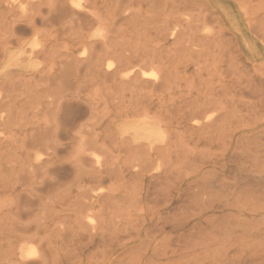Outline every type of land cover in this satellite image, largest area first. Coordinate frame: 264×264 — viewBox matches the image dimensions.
Wrapping results in <instances>:
<instances>
[{"label":"rangeland","instance_id":"rangeland-1","mask_svg":"<svg viewBox=\"0 0 264 264\" xmlns=\"http://www.w3.org/2000/svg\"><path fill=\"white\" fill-rule=\"evenodd\" d=\"M43 1L44 2H43V6L41 7V10L43 11L44 14H47L48 5L51 4L53 0H43ZM130 1L129 0H117V1L116 0H90V1L76 0V2L80 6V8H78L79 12L81 14L84 13L83 16L80 17L81 23L83 21L82 29H80L81 35H77V34L70 35L69 34L68 36L66 34V33H69L67 28L68 27L73 28V27L70 24L62 25L61 23L58 24V22H54L52 26L43 25L39 27L41 29L40 30L41 32L38 36H35V37L27 36L25 38L19 37L21 38V42L11 46L13 51L19 54V53H22V51H24L22 48V45H26L28 47L29 44H33V41H36L37 44H39V47L44 45L46 46L47 49L49 46L53 47L56 50L58 49V51L55 50L57 53L56 56H55L56 53L53 49H52L53 51H49L50 55L51 54L53 55V52H54V56L52 55L51 56L53 58H56L59 53L65 54L66 52H69L70 51L69 49L75 50V55L78 57H84V56L87 57L90 52V50H88L89 47L94 45L95 51L98 55H101L102 58L107 57V59H109L115 65L118 64V61L120 59V58H117L116 56L119 54H120L119 56L122 55V57L124 54V57L126 58L129 56H132L133 60L137 62L135 64H139V65L143 63L147 64V62H150L151 57H152V59L156 58L158 67L161 63H164L165 68H168V70L171 71V75H170V81L168 84H165L163 88L153 90L152 93L150 89H147L146 91L144 89H136L134 93H131L128 90H122V91L115 90L114 87L113 88L110 87L111 84H109L107 87V85L106 86L103 85L102 82H96L95 77L85 67H81L80 70H78L79 76H76L75 79L74 77H72V79L75 81H73V84L71 88L69 89L62 88V85L60 86L59 82L58 83L55 82L58 85L56 84V86H54L55 84H53L52 82L51 85L53 87H51V89H47L48 91L53 90L51 92V94H53L51 95L52 97L50 95L49 96L51 98L48 96V94H50V91L43 93L44 94L43 97L45 99L47 98L46 100L56 99L58 101L59 98L58 99L53 98V96L55 97L56 94L58 93V96L56 97H60L61 102H62L61 109L59 110V112L61 113L60 114L61 124L64 123L63 127L67 128L68 125H70V123L72 122L71 120L73 119L74 120L73 130L70 127L69 134L76 135V137L78 135V137L73 141L64 139L63 142L61 143L65 145L64 148L62 149V151H60V153L53 160V161H57L58 165H61L62 169L60 171V174H52V175L46 174L45 175V173L43 172L44 170H41L38 174V177L33 180L31 179L30 176H27L29 174L23 175L28 172V169H27V172L25 169L27 168V164H26L27 162L24 163V161H27L26 159L29 156L31 157V159H33L34 156H37V155L39 156V153L44 154L43 151L42 153L38 150L34 151L31 149V147H29L31 137H30V134L26 135V133H31V132L29 129L30 127L25 126V124H28L30 121L33 120L31 114L28 113L29 115H31L30 118L27 117V118H24L18 121L16 120L18 118L15 117V120H11L12 123H14L13 121H15L14 128L12 127L13 124L10 123V126L12 125L11 130H10V126L7 127L9 128V130L0 128V142H1L0 143V164L3 167V175H4L2 178V181L4 182H1L0 186L2 185L1 187H4L5 185L7 186V182H8V185L10 183V185L7 186L8 188L5 187V190L3 188H2L3 190L0 188V198L4 196L19 197V208L22 213L21 220H20L21 222L20 227H24L25 225L30 224V223H31L30 225L33 226V229L29 231L25 236H30L35 233L34 225H36V223H39L37 221V218L35 217L36 213H39L41 215L46 210H51L50 212L49 211H46V212H49L48 214L50 215L51 214L57 215L60 218V221L62 224L61 228L64 229V232L61 233V236L55 237V236L49 235L50 234L49 230L51 228H47L48 231L46 230V232H41L40 233L41 235L39 238H37V240H24L21 237L22 236L21 233H15V236L8 237V235L5 234V232L0 231L1 233L0 234L1 236L0 252L2 253V254L0 253V264H25L24 263L25 261L32 262V263H40V264H152V262L153 264H232V263L233 264H264V253H263V250H261L262 248L264 249V239H263L264 236H262L260 232L257 233L256 228L255 229L253 228L255 224H261L260 222H258L257 217L252 215L255 212H253L252 214L251 213L248 214L247 211H245L246 213L243 212L245 216V220L248 222L250 221L251 223V224H248L250 225L249 227L248 225H246L244 221H242L244 219L243 217H240L242 214L239 210H228V211L222 212L220 208H219L220 211L218 210L217 204L211 206L209 202L211 201V199H214L217 196V194L220 195V191L216 187L213 190L217 192V193L214 192L216 195L214 194L215 196H213L212 195L213 192L211 193L209 192L213 196V197H210L211 195H209L208 191L204 189L205 187L204 184L205 183L208 184L211 182L214 183L215 181L214 184H216L217 186L219 184L218 183L219 180L216 178L214 173H210L207 175V179H209L210 182L207 179H202L203 181H199L201 178L199 176L200 173L199 174L196 173L194 175V172L192 173L194 168L191 167L193 164H195V166L197 165L200 166L201 164L204 163L203 167L205 169L203 170V172L205 171L206 173V172H210L211 170H213L211 168L212 165L209 164V162H216V160L221 161L222 159H226L227 157H228L227 159H229L230 155H233V153L228 152V148H227V145H229V142H230L229 141L230 134H226L228 131H229L228 133H230V131L231 133L232 132L235 133L234 139L232 141L233 147L234 146L237 147L238 143H240L239 145L240 148L239 147L237 148L238 156L235 155V157H239L237 158V160L239 161L238 164H242V166L246 167L243 169H247V168L249 169V166L251 165L250 163L251 159H248L246 155L250 156V154L254 152L253 151L254 147L257 149L259 146H261L260 145L261 143H264L263 138L260 139L261 143L259 142V140L252 138L253 134L256 131L252 127L254 126V122L256 121L257 117H256V114L255 115L251 114L249 116L250 113L247 111L246 106H245L247 105L248 102L254 105V103H256L258 99L248 98L246 100H241L239 96H236L235 92L237 91L236 87L238 85V84L237 85L235 84L236 80L234 78L236 76V75L234 76L236 70L234 72L232 71V69H230L229 72H226L228 70V66L230 65V62H231L230 60L231 59L234 60V58H236L241 64H243L245 71L249 75V76L245 75L243 77L244 78L243 84L245 85L247 81L251 82L252 80H254L256 81L257 88H259L258 89L259 92L264 94V90H262L264 88V68L259 69V65L264 64V37L262 34L264 33L263 32L264 30V8H262L264 7V0H191V3L188 4L189 6L187 5L185 7L179 6V5L183 6L182 2L180 1H184V0H176V1L175 0L173 1L172 0H169V1L168 0H161V1L158 0L156 2L158 4L160 1L159 5H157L156 3L153 4L152 2L150 3V1L148 0H138V2L137 0H130ZM174 2L176 4L178 3L176 7L174 6L175 5ZM84 4L85 6H83ZM170 6L171 7L173 6V7L170 8ZM149 7L151 8L149 9ZM152 8L156 9V11L158 10L157 14H155L156 11L154 12ZM184 12L186 15L184 14ZM203 14L205 15V17ZM147 15H149V18L154 15L153 16L154 22L151 21L153 20V17L150 20L149 18H147L148 17ZM197 15L199 16V18ZM155 16H157L158 18ZM260 17L262 19H260ZM173 18L176 22H174ZM260 20L262 21L260 22ZM141 21H144L143 23L147 24L145 25L147 28L146 27L143 28L144 24L142 26ZM146 21H149L150 22L149 24H152V25H149ZM155 21L157 22L156 25H155ZM162 21L165 23H162L161 25ZM62 22H65V21H62ZM138 22L140 23L138 24ZM195 24H200V25L197 26ZM152 26L153 27L157 26L156 30L160 32L162 31L163 33L157 32L153 28L155 32H157L155 33L154 30L152 29ZM178 26L180 27L178 28ZM64 27L66 30L62 29ZM148 27L152 30H150ZM197 27L199 28L198 30H197ZM174 28L178 32L176 31V33H174V36H173L170 34L173 31L172 29ZM57 29H59V31H57ZM3 30L0 31V33L5 32ZM189 30H190V33H189ZM158 33L160 36L158 35ZM139 34L141 37L137 36ZM162 34L164 35L167 34L166 35L167 37ZM73 35L76 37V39L75 37H73ZM168 35L171 37H169ZM177 36H179L180 39ZM182 36L183 37L185 36V37L183 38ZM62 37L63 38L65 37V38L63 39ZM177 38H178V41H183V42L176 43L178 42ZM197 38H199V40L206 38L207 41L206 39L203 41L202 40L199 41ZM181 39H184V40H181ZM77 40H79V42ZM85 40L87 43L86 45L88 47V49L86 48L87 51H85V47L83 45L85 44V42L83 43V41ZM216 40H218L219 43H221L222 45L219 44L218 41ZM172 41L175 43L172 44ZM189 41L191 42L193 41L194 43H192L191 45ZM196 41L200 43H196ZM204 41H206L207 43L206 42L204 43ZM70 42H73V44ZM209 42L210 44H208ZM121 43L124 45H122ZM195 44H201L204 50L208 52H203L200 58H196V60H193L195 58L193 57L190 58V55L188 54L186 55L184 54V52L182 53V51L186 47L194 48ZM64 45H65V48H64ZM135 45H137V47ZM210 45L212 46V48H210ZM134 46L135 48H133ZM103 47L104 48L108 47L109 50L107 48L104 49ZM122 48H124V50ZM133 49L135 50L133 51ZM82 52H84L83 55H82ZM175 52L176 53L178 52L179 54L178 53L176 54ZM219 52L222 56L221 58L217 57ZM213 53H216V54L213 55ZM107 54H109L110 56ZM204 54L205 55L207 54L206 57L203 56ZM26 55H28V53H25V55L21 57H24ZM111 56L112 58H110ZM229 56L231 59L229 58ZM147 57L149 60L146 59ZM203 57L204 59L202 60L201 58ZM173 61L174 63H172ZM193 61H195V63ZM215 62L219 63L217 67L213 66ZM46 64L48 65L47 68H49V63H46ZM158 67L156 69L157 71H159ZM2 68L3 67L0 65V70ZM197 68L199 71L197 70ZM12 71H16V70L13 69ZM121 72H123L122 74H127L129 71L126 70V68H124ZM206 72L208 73V75ZM256 72L259 74H257ZM209 73H210V76H209ZM197 75H201V78L200 76L197 77ZM231 75H233L234 77ZM246 76L247 78H249V80L246 79ZM43 80H45V77L43 78ZM205 81H207L206 83H209V84H206ZM200 82L202 83L204 82V85L199 84ZM260 82L262 84V87L259 86ZM173 83L174 84L176 83V84L174 85ZM48 84L50 83L48 82ZM48 84H45V83L37 84V86L41 88L42 87L46 88L48 87ZM57 86H59L58 89H56ZM223 86L227 87L225 91L223 90L224 88ZM61 88L64 90H62ZM218 88H220L221 91L218 90ZM18 89L20 90L18 91V93L16 92L17 94H20V91L24 92V90H22L21 88L18 87L16 90ZM216 90H218L219 93ZM15 91H10V92H15ZM55 91L56 92L58 91V92L56 93ZM62 91L64 92V94L62 93ZM222 91L224 92L220 93ZM54 92H55V95H54ZM136 92H138V94ZM46 94H47V97H45ZM130 94L132 96H129ZM146 95L149 96L151 99L147 97ZM114 96L120 97V98H115ZM135 98L136 100L139 101L140 106L138 102L134 101ZM141 99H142V102H140ZM56 100L54 101L56 102ZM109 100L111 102H108ZM117 100H119L118 103L120 104L122 101L123 105L122 104L117 105L118 104ZM192 100L194 102H192ZM210 100L216 101L217 103L216 107L214 106L212 107L213 108V110H211V112H213L212 117L215 119L217 117L219 118L221 116L223 117L225 116L224 118H227V120L229 121V122L227 121L225 125L227 129L225 128L226 131L223 134L225 135L224 138L223 136L221 137V132H220L221 139L218 141L219 144L215 142L219 146L213 143V147L211 148L209 147V144L205 145L206 142L203 140L205 138L204 134H202L203 135L202 136L201 133L200 134L198 133L199 134L198 135L192 131L189 132V131H185L182 129H178L176 125L177 122L175 120V118H177L178 115H176L177 113L175 114L174 112V110L178 108V106L180 107V103L184 106L185 103L190 101V103H193V104H190V106L191 105L194 106V105H197V103L198 105H200L202 102L210 101ZM219 100H220V103H218ZM88 102H91V104ZM128 103L131 105H129ZM114 104H115V107H114ZM116 105L118 107L121 106L120 108L122 110L116 107ZM182 105L181 107H183ZM174 107L175 109L173 110V112H169V109H171L172 111ZM236 107L237 109L235 112ZM64 109H66L67 112H65L66 110ZM133 111H138L136 113L138 116L137 117L135 116V118H133L134 116L129 115V117L132 120L134 119V121L136 122H142L143 116L141 115L144 114L145 112H148V116H149L148 123L152 125L154 123L158 124V117L162 119L172 118L171 122L169 123L166 122V126H163V128H161V132L163 130L164 133L169 137L168 138L169 142L167 141L168 146H169V149H168L169 151L165 150L164 153L169 152L170 154L163 153V156L161 155V158L163 160L161 159L162 161L161 160L155 161L157 164L161 163L162 172L167 171L165 174L170 172L169 175H166L167 177L162 178L161 181L159 179L150 178L149 175L150 173H153V172L144 173L143 175L133 172L132 167L138 164L137 159L139 156H136L135 153H132V156H131L130 151H134L137 145L131 144L129 140L126 139V143H123V147H121L120 145H122V143L114 137L115 135L112 134L111 129H110L111 135L109 137L112 136L111 138L114 139V141H112V139L110 140V138L106 136V130L103 131L104 126L105 125L107 126L110 122L113 123L112 124L113 127L114 125L120 126L127 120L125 117L126 116L125 113L126 112L130 113ZM172 113H174L175 115ZM68 114H70V116ZM67 115L70 118L69 117L67 118L66 117ZM229 116H231V118ZM101 117H103V119ZM22 126L23 127L25 126V127L22 128ZM60 127H62V125ZM18 128L21 129V134L19 133L20 131ZM26 128H28L29 130L26 131ZM3 130L6 131L7 134ZM3 134L5 136H3ZM196 135H198L199 137ZM81 136H84L92 140L93 138L97 139L98 140L97 145L98 146L103 145L104 146L103 149L101 147H98V148H95L94 151H89L88 150V148H90L89 145L87 146L85 145L83 149H87V150L83 152V150H81L82 148L81 149L79 148L80 146L79 138ZM28 137H30V140ZM225 137H227L226 140H225ZM199 138H202V140L200 141ZM111 141H112V144H110ZM20 142L22 143L20 144ZM6 145H7V149L11 146L10 149L7 150L5 148ZM113 145L115 148L113 147ZM183 145L186 148L187 147L188 148L187 149L184 148ZM124 146H128V148L126 147L127 148L126 152L128 154L125 153V151L123 152V149L125 150ZM220 146L222 147L220 148ZM12 147L16 149H13ZM235 147L232 149L234 150ZM17 148H18V151H17ZM130 148L133 150H131ZM79 149L81 152L79 151ZM104 149L106 151H104ZM221 149L223 150L221 151ZM203 150H205L204 155L201 156L202 158L201 157L199 158L200 161L199 159H197L199 163L197 160L193 162L192 160L194 159V156L196 158L197 155L198 156L202 155L201 152H203ZM75 151H79V152L75 153ZM101 151H104V152H101ZM27 152H30V154H27ZM91 152L92 154L90 156ZM14 153L16 157L20 156V158L17 157L20 160L16 159V157L12 158V156H14ZM174 153L178 154L180 157L178 155L174 156ZM221 153H222V157L219 156V154ZM25 156L26 158L23 159ZM7 157H10V161H7L9 160ZM77 157H78V161L79 162L82 161V163L80 162L81 163L80 164L77 161L79 164L77 163L74 165V161ZM220 157H221V160L219 159ZM4 158L5 159L7 158V159L4 161L2 160ZM242 158L243 159L247 158V160H245L246 163H242L244 161V160L241 161ZM126 159L128 160V162ZM131 159H132V163H130ZM133 159H135L134 162H133ZM14 160H17V161L15 162ZM97 160L101 162L104 165V167L110 170L109 172L110 175L112 173L111 171L113 170V168L116 167L115 171L120 170L118 171L119 173L116 172L118 175L115 173V175H117L115 176L114 170H113V173L111 176L107 175L106 178L103 180V182L101 183L98 182L95 178L89 175L92 169H90L89 172H87L88 168H92V166H94L93 162ZM181 160L183 161L182 163H181ZM6 161L8 162L7 164L4 163ZM234 162H237V161L235 160ZM21 164H22V167H25V168L24 170L23 168L21 169L24 172L22 173L21 171L22 174L20 173L19 174L20 176H19L17 173L20 172L19 170L21 168ZM131 164H133V166L130 168ZM233 164H229V165L232 166V169H235L238 164L237 163H233ZM76 166L78 167V169L79 167H82L87 170L86 172L84 171V169L78 170ZM173 169L174 171H171ZM14 171L15 173H13ZM82 171H84L85 174ZM132 172L134 174H132ZM7 173L9 175L10 173H12L11 175H15L17 176V178L15 176L13 178V176L11 175L9 176L7 175ZM136 174L138 178L137 180L135 179V177H133V175L136 176ZM170 175L173 177H170ZM254 175L258 176V174H254ZM230 176L232 179L235 178L234 173L231 174ZM39 177L41 179H39ZM53 177H56L58 179L57 180L58 184L57 185L53 184V186L50 185L46 189L45 188L41 189L42 188L41 186H37L36 184H33L34 182L39 183L42 180H45V179L49 180L50 178H53ZM77 177L79 178V180ZM24 178L26 179L27 182L25 181ZM29 179H31L32 181L31 184H30ZM94 179L95 181H97L96 183L94 182ZM232 179L230 178L227 179V182H233ZM251 179L252 178H247L246 183H248V181L251 182L252 181ZM12 180L14 181L16 180L17 182L15 183H17L18 185L15 184ZM175 180L177 183H175ZM148 181H150L149 184H148ZM168 181L169 182L172 181V182H170L169 184ZM138 182H141V183H138ZM27 184L31 185V186L29 185L28 187L32 189L35 188L34 192L32 191V189L26 186ZM199 187L201 188L199 189ZM261 187L263 190L264 186H261ZM96 189L98 190L97 192L99 193L98 196L97 195L94 196V193H97V192H94ZM155 190L157 191V193ZM253 190L254 189L252 190L250 189V191L245 190L246 192H244L245 193L244 197L247 194H249L252 197V195L255 193ZM27 191H28V194L25 193ZM30 191H32V193ZM205 192H207L208 196L210 197V199L208 197L209 200L207 199V196H206L207 194L205 195ZM85 194H87L89 198H86L87 196L83 197ZM63 195H66V196H64L63 198ZM68 195L69 197H67ZM152 195L154 196L159 195L160 197L156 198V196L152 197ZM161 195H163V197ZM166 195H169V196H166ZM93 196L94 198H92ZM148 197L150 200H147ZM180 197L183 199H181ZM196 197H198V199ZM152 198L153 199L155 198V200H153ZM218 198L219 196L216 197L214 201L218 200ZM75 199H77L76 202H78L79 206L78 204L75 205L76 204V202L74 201ZM247 199L250 200V197H247ZM60 200H63V202ZM93 200H95V202H93ZM107 200L109 202L106 203ZM194 200L196 201L195 202L196 204L194 203ZM57 201H60L62 203H57ZM72 201L74 202V204ZM192 201L194 204H192ZM263 201L264 200H262L261 202L264 205ZM52 202H54L53 203L54 205L52 204ZM115 203H116V206H118L116 209H119V211L121 212L117 211L115 207L112 208L110 206L112 204H113L112 206H114ZM9 204L10 203H8V205ZM44 205H46L45 209L43 207ZM89 206H90V209L94 208V210L91 209L92 212L88 211ZM196 207H197V210H195ZM48 208H51V209H48ZM192 208L194 209L192 210ZM114 210L117 212H115ZM125 210L128 211V212L126 211V213H130V214L126 215V213L123 212ZM113 211L115 213H113ZM27 212L28 213L30 212V213L26 215ZM98 212H100V214ZM175 212L178 214V216L177 214H175ZM180 212L181 213L186 212L187 214L186 213L181 214ZM45 213H44V216L47 215ZM85 215H90L91 218L97 217V219L96 218L95 220L92 219L91 223L88 220L84 219L86 223L84 222V220L81 221L84 226L82 227L80 226V224H78L79 218ZM109 215L111 216V218H109L110 217ZM232 216L234 217L232 219H234L236 223L232 222L234 221L231 219ZM124 217L126 218L129 217L130 219L127 218L128 220H126V218L124 219ZM186 217L188 218V220ZM98 219L100 222H98ZM131 219H133L134 221H132ZM135 219H138V221L137 220L135 221ZM108 220L110 221L108 222ZM123 220H126L125 228L123 225H121ZM216 220L217 222H215ZM228 221L230 222L228 223ZM155 222L157 223V225ZM178 222H180V224ZM217 223L219 224V226L217 225ZM112 224L114 225V227H116L114 231H118V229L120 228L118 233L122 232V234L120 235L118 233L116 234L112 229L113 227L111 226ZM102 225H104L105 227H103ZM128 225H130V227ZM150 225H151V229H148ZM65 226H67L68 228ZM94 226H95V229H94ZM69 227H71V230L74 234H77V237L75 235L76 239L75 238L73 239L74 234H72V232L70 233L71 230ZM152 228H154L153 229V232L155 231L154 233L150 232L152 231ZM143 230L146 232L145 233L146 236L144 235ZM110 231L115 234L111 235ZM69 233L73 236H70ZM226 233H228V235ZM113 235L115 236V238H113L114 237ZM143 235L144 237H142ZM65 236L67 237V239ZM147 236L149 237V239ZM242 236L244 237L246 236V237L244 238ZM109 237H112V240ZM141 237L143 239H141ZM145 237L147 238L145 240H149L150 243L149 241L143 242ZM104 238H106L108 242ZM236 238H239V239H236ZM248 239L252 240V243L253 241L257 239H260L259 241L261 243H259L257 240L253 243L254 245L252 246V243L251 244L248 243V241H250ZM99 241L102 243L101 244L98 243ZM141 242H143V244ZM146 244H148L147 245L148 247L146 246ZM23 246L25 247L26 252L29 251L30 253L29 256L20 255L21 253L18 249ZM143 246L147 247L146 251L144 252L143 250L145 247ZM4 247L7 249H4ZM136 247H138L139 249H137ZM133 248L138 251V254L135 252V255L136 256L138 255L136 258L137 260L134 258L136 257L135 255L134 256L131 255V254H134V252H132V250H134ZM252 248L253 249L255 248L256 250L254 249L253 251ZM96 249L97 250L99 249V250L97 251ZM102 249L104 250V252H102L103 251ZM139 250L140 251L142 250V253ZM258 251L260 252V254ZM97 253H100V254L98 255ZM125 253H128V254L125 255ZM246 256L248 257V259ZM120 257H122L121 260H120ZM132 258L136 261L132 262L131 261L133 260ZM233 260H235L236 262L234 261L235 262L234 263ZM99 261L101 262L99 263Z\"/></svg>","mask_w":264,"mask_h":264},{"label":"bare ground","instance_id":"bare-ground-1","mask_svg":"<svg viewBox=\"0 0 264 264\" xmlns=\"http://www.w3.org/2000/svg\"><path fill=\"white\" fill-rule=\"evenodd\" d=\"M84 1V0H83ZM87 1H90V0H87ZM117 1V0H116ZM130 1V0H129ZM150 1V3L152 2L153 4H157L156 1L158 0H148ZM161 1V0H160ZM159 1V3H160ZM169 1V0H168ZM173 1V0H172ZM176 1V0H175ZM43 0H0V31H5L3 33H0V65L3 67L1 70H0V128H4L6 130H9V127L10 126V123L11 120H15V117H17L18 119L16 120H22L24 118H30V116L32 115V121H30L28 124H25V126H29L30 128V132L31 133H26L27 134H30V137H31V141H30V145L29 147H31L32 150L36 151H40L42 153V151L44 152V154H40L39 153V156H34L33 159H31V157L29 156L28 158L30 159H26L27 161H24L27 162V168L25 167H22V164H21V168H20V172H18L17 174L19 175L22 171V173L24 172V168L26 169V172H27V169H28V172L23 174V175H26V174H29L27 176H30L31 179H36L38 177V174L41 170H44L43 172L46 174H60V171L62 169L61 165H58V162L57 161H53L55 159V157L60 153V151H62V149L64 148V144H61L63 142L64 139H67V140H75L77 137L76 135H73V134H69L70 132V127L72 128L73 130V125H74V120L72 119L70 125H68V129L67 128H64L63 127V124H61V113L59 112V110L61 109V106H62V102H61V98L60 97H56L58 96V91L56 92V96L53 98H59L58 101L56 99H51V100H46L44 97H43V93L47 92L48 90L47 89H51V87H53L51 84L53 82V84H55L54 86H56V84L59 82L60 86L62 85V88H65V89H69L71 88L72 84H73V80L72 77H74V79L76 78V76H79L78 73L80 70L81 67H85L88 69V71H90V73H92V75L95 77L96 79V82H102L103 85H110V87H114L115 90H118V91H122V90H128L129 92L131 93H134L136 89H144L145 91L147 89H150L151 93L153 92V90H157L159 88H163V86L165 84H168L169 81H170V75H171V71L168 70V68H165V64L164 63H161L159 65V67L157 66V60L156 58L152 59L151 57V60L150 62H147V64L143 63V64H135L137 63L135 60H133L132 56H129V57H124V54H123V57L122 55L119 56V55H116L117 58H120L119 61H118V64H114L113 62H111L109 59H107V57H101V55H98L95 51V46L92 45L89 47H87V43H86V40L83 41V43L85 42L84 47H85V51L90 50L89 52V55L87 57H78L75 55V50L73 49H69L70 51L69 52H66L65 54L63 53H59L58 56L56 58H53L52 56H54V52H53V55L51 56L50 55V52L49 51H55L56 49H54L53 47H48V49L46 48V46L42 45L39 47V44H37L36 41H33V44H29V46L27 47L26 45H22V48L24 51H22V53H19L17 54L16 52L13 51L12 47L14 44H18L21 42V38L19 37H27V36H31V37H35V36H38L40 34V28L41 26L43 25H50L52 26L54 24V22H58L61 23L62 25L64 24H70L73 28H67L68 32L69 33H65L69 36V34H77V35H81L80 34V29H82V26H83V21L81 23V19L80 17L83 16V14H81L78 10V8H80L79 4L76 2V0H53L51 4L48 5V13L47 14H44L43 11L41 10V7L43 6ZM131 2V1H130ZM138 2V0H137ZM182 2V5H179L180 7H185L187 6L188 4L191 3V0H184V1H180ZM159 3L157 5H159ZM260 3V2H259ZM165 4V3H164ZM174 6L176 7L178 5V3L176 4L174 2ZM156 5V6H157ZM170 5V4H169ZM172 5V3H171ZM47 6V5H45ZM85 6V4L83 5ZM153 6V5H152ZM178 6V7H179ZM189 6V5H188ZM173 7V6H172ZM170 6V8H172ZM179 7V8H180ZM114 8V7H112ZM151 7H149L150 9ZM155 8V7H154ZM154 12L156 11V9H154ZM158 8V7H157ZM264 8V7H262ZM131 9V8H130ZM112 10V9H111ZM152 10V11H153ZM84 11V10H83ZM170 11V10H169ZM158 10L156 11L155 14H157ZM176 12V11H175ZM185 14V12H184ZM186 15V14H185ZM189 15V13H188ZM192 15V14H191ZM204 15V14H203ZM202 15V16H203ZM124 16V15H123ZM137 16V14H136ZM148 16V17H147ZM146 17L149 18V15H147ZM154 16V15H153ZM151 16L149 19L151 20L152 17ZM158 16V15H157ZM155 16V17H157ZM198 16V15H197ZM139 17V16H138ZM145 17V19H146ZM179 17V16H178ZM188 17V16H187ZM186 17V18H187ZM205 17V15H204ZM137 18V17H136ZM143 18V17H142ZM158 18V17H157ZM199 18V16H198ZM127 19V18H126ZM135 19V18H134ZM144 19V20H145ZM201 19V18H200ZM204 19V18H203ZM260 19H262L260 17ZM174 20V18H173ZM182 20V19H181ZM187 20V19H185ZM62 21H65V22H62ZM127 21V20H126ZM125 21V22H126ZM152 22H154V17H153V20H151ZM157 21V19H156ZM155 21V25H156V22ZM179 21V20H177ZM194 21V20H192ZM206 21V20H205ZM262 20H260L261 22ZM124 22V21H123ZM128 22V21H127ZM141 25L143 26V28H145L147 25L146 23H143L144 21H141ZM148 24L150 23L149 21H146ZM174 22H176L174 20ZM129 23V22H128ZM140 22H138L139 24ZM162 23H165V22H161V25ZM184 23V21H183ZM57 24V23H56ZM130 24V23H129ZM252 24V23H251ZM262 24V23H261ZM149 25H152V24H149ZM166 25V24H165ZM195 25H200V24H195ZM69 26V25H68ZM141 26V27H142ZM186 26V25H185ZM194 26V25H193ZM206 26V25H205ZM260 26V24H259ZM140 27V28H141ZM150 27V26H149ZM148 27V28H149ZM162 27V26H161ZM160 27V28H161ZM176 27V26H175ZM180 26H178L179 28ZM208 27V26H207ZM218 27V26H217ZM147 28V27H146ZM151 28V27H150ZM149 28V29H150ZM157 29V26L156 27H153L152 26V29ZM219 28V27H218ZM63 30H66L65 27L62 28ZM121 29V28H120ZM150 29V30H152ZM153 29V30H154ZM199 28L197 27V30ZM253 29V28H252ZM62 30V31H63ZM119 30V29H118ZM154 30V32H155ZM161 30V29H160ZM171 30V29H170ZM169 30V31H170ZM172 33L170 35H173L174 36V33H176L177 30L172 29ZM48 31V30H47ZM57 31H59V29H57ZM157 32H160L158 30H156ZM188 31V30H187ZM136 32V30H135ZM155 32V33H157ZM162 32V31H161ZM160 32V33H161ZM178 32V31H177ZM196 32V31H195ZM264 32V30H263ZM5 33V34H4ZM49 33V32H48ZM83 33V32H82ZM163 33V32H162ZM186 33V32H185ZM189 33H190V30H189ZM251 33V31H250ZM182 34V33H181ZM188 34V33H187ZM192 34V33H191ZM263 34V37H264V33ZM8 35V36H6ZM62 35V34H61ZM142 35V34H141ZM157 35V34H155ZM159 35V33H158ZM164 35V34H162ZM167 34H165L164 36H166ZM184 35V34H183ZM63 36V35H62ZM137 36H140L137 35ZM160 36V35H159ZM169 36V35H168ZM43 37V36H42ZM73 37H75L73 35ZM141 37V36H140ZM167 37V36H166ZM165 37V38H166ZM171 37V36H169ZM179 37V36H177ZM183 37V36H182ZM185 37V36H184ZM183 37V38H184ZM63 38V37H62ZM65 38V37H64ZM63 38V39H64ZM83 38V37H82ZM160 38V37H159ZM162 38V37H161ZM76 39V37H75ZM180 39V37H179ZM187 39V38H186ZM199 40V38H197ZM206 39V38H205ZM205 39H201L202 41L205 40ZM69 40V39H68ZM154 40V39H153ZM181 40H184V39H181ZM199 40V41H201ZM211 40V39H210ZM214 40V38H213ZM212 40V41H213ZM65 41V40H64ZM70 41V40H69ZM79 42V40H77ZM143 41V40H142ZM177 41H178V38H177ZM207 41V39H206ZM204 41V43L206 42ZM218 41V40H216ZM215 41V42H216ZM114 42V41H113ZM179 42H183V41H178L176 43H179ZM73 44V42H70ZM112 43V42H111ZM175 43L172 41V44ZM187 43V42H186ZM189 43H194L193 41H189ZM196 43H200L198 41H196ZM207 43V42H206ZM219 43V41H218ZM79 44V43H78ZM77 44V45H78ZM122 44V43H121ZM138 44V43H137ZM185 44V43H184ZM210 44V42L208 43ZM206 44V45H208ZM221 44V43H219ZM226 44V43H225ZM118 45V44H117ZM120 45V44H119ZM124 45V44H122ZM186 45V44H185ZM190 45V44H189ZM190 45V46H191ZM222 45V44H221ZM79 46V45H78ZM137 47V45H135ZM135 46L133 48H135ZM195 47L192 48V47H189V48H185L182 53L184 52V54H188L190 55V58L193 57L195 59L193 60H196V58H200L201 55L203 54V52H208L206 50H204L203 46H201V44H195L194 45ZM205 46V45H204ZM226 46V45H225ZM27 47V48H26ZM56 47V46H55ZM63 47V46H62ZM68 47V46H67ZM127 47V45H126ZM214 47V46H213ZM57 48V47H56ZM64 48H65V45H64ZM79 48V47H78ZM87 48V49H86ZM104 48V47H103ZM108 49V47H106ZM104 48V49H106ZM111 48V47H110ZM132 48V47H131ZM180 48V47H178ZM177 48V49H178ZM210 48H212V46L210 45ZM53 49V50H52ZM81 49V48H80ZM124 50V48H122ZM129 49V48H128ZM137 49V48H136ZM151 49V48H150ZM176 49V48H175ZM183 49V48H182ZM103 50V49H102ZM109 50V49H108ZM135 49H133L134 51ZM140 50V49H139ZM167 50V49H166ZM181 50V49H180ZM179 50V51H180ZM58 51V49L56 50ZM55 51V53H56ZM144 51V50H143ZM169 51V50H168ZM176 51V50H175ZM178 51V52H179ZM212 51V50H211ZM128 52V51H127ZM137 52V51H136ZM150 52V51H149ZM177 52V53H178ZM218 52V51H217ZM229 52V51H227ZM25 53H28V55L24 56V57H21L23 55H25ZM81 53V52H80ZM108 53V52H106ZM176 53V52H175ZM176 53V54H177ZM180 53V52H179ZM178 53V54H179ZM84 54V52H82V55ZM116 54V53H114ZM164 54V53H163ZM208 54V53H207ZM206 54V55H207ZM216 53H213V55H215ZM57 55V53L55 54V56ZM109 55V54H107ZM112 55V54H111ZM149 55V54H148ZM184 55V56H186ZM206 55L204 54L203 56L206 57ZM212 55V54H211ZM220 55V56H218ZM217 57L218 58H221V54L220 52L218 53ZM106 56V55H105ZM110 56V55H109ZM108 56V57H109ZM115 56V55H114ZM119 56V57H118ZM180 57V56H179ZM112 58V56L110 57ZM115 58V57H113ZM230 58V56H229ZM148 59V57L146 58ZM174 59V58H173ZM202 60L204 59L201 58ZM231 59V58H230ZM149 60V59H148ZM147 60V61H148ZM153 60V61H152ZM182 60V59H180ZM215 60V59H214ZM191 61V60H190ZM230 67L228 66V70L226 72H229L230 69H232V71L235 72L234 78L236 80V85H237V91L235 92L236 96H239V98L241 100H246L248 98H257L258 101L256 103H254V105H252V103H247L246 106V109L247 111L250 113L249 116L251 114H256V121L254 122V126L252 127L253 129H255V133L253 134L252 138L253 139H256V140H259L260 142V139L263 138L264 140V94H262L261 92H259V88H257V85H256V81L252 80L251 82L247 81V83L244 85L243 84V81H244V76L245 75H248L247 72L245 71V68L243 66V64H241L236 58L231 59L230 60ZM185 62V60H184ZM195 63V61H193ZM212 62V61H211ZM227 62V61H226ZM46 63H49V68L48 65ZM174 63V61L172 62ZM187 65V64H186ZM185 65V66H186ZM191 65V64H190ZM193 65V63H192ZM217 65H219V63L215 62V64L213 65L214 67H217ZM227 65V64H226ZM164 66V68H163ZM178 66V65H177ZM184 66V65H183ZM157 67L159 68V71H157ZM171 67V66H170ZM175 67V66H174ZM124 68H126V70H128L129 72L127 74H122L123 72H121ZM176 68V67H175ZM264 68V64L263 65H259V69H263ZM13 69H15L16 71H12ZM172 69V68H171ZM216 69V68H215ZM149 70V71H148ZM198 70V68H197ZM202 70V69H201ZM214 70V69H213ZM87 71V72H88ZM199 71V70H198ZM175 72V71H174ZM173 72V73H174ZM214 72V71H213ZM212 72V73H213ZM225 72V73H226ZM259 72V71H258ZM207 73V72H206ZM255 73V71H254ZM257 73V72H256ZM199 74V73H198ZM259 74V73H257ZM208 75V73H207ZM213 75V74H212ZM211 75V76H212ZM230 75V74H229ZM201 78V75H197V77ZM209 76H210V73H209ZM249 76V75H248ZM45 77V80H43V78ZM219 77V76H218ZM71 78V79H70ZM86 79V78H85ZM178 79V78H177ZM246 79L249 80V78H247L246 76ZM81 80V79H80ZM83 80V79H82ZM85 81V80H84ZM204 81V80H203ZM48 84V82L50 84H48V87L46 88H41L39 86H37V84ZM57 82V83H55ZM173 82V81H172ZM176 82V81H175ZM207 81H205L206 83ZM177 83V82H176ZM175 83V84H176ZM95 84V83H93ZM174 84V83H173ZM174 84V85H175ZM199 84H202L204 85V82H200ZM206 84H209V83H206ZM58 85V84H57ZM171 85V84H170ZM173 85V87H174ZM198 85V83H197ZM217 85V84H216ZM94 86V85H93ZM167 86V85H166ZM208 86V85H207ZM210 86V85H209ZM259 86L262 87V84L261 82L259 83ZM21 88L23 91H20V94H17L18 90H16L17 88ZM78 87V86H77ZM95 87V86H94ZM223 90L225 91L227 89L226 86H223ZM260 87V88H261ZM59 86H57L56 89H58ZM61 88V89H62ZM118 88V89H116ZM206 88V87H205ZM233 88V87H232ZM82 89V88H81ZM80 89V90H81ZM212 89V88H210ZM16 90V91H15ZM64 90V89H62ZM78 90V89H77ZM161 90V89H160ZM218 90L221 91L220 88H218ZM216 90V91H218ZM234 90V89H233ZM264 90V88L262 89ZM10 91H15V92H10ZM50 91V90H49ZM48 91V92H49ZM53 91V90H52ZM50 91V94H48V96L50 95H53L51 94ZM117 91V93H118ZM140 91V90H139ZM224 91L220 92V93H223ZM232 91V90H231ZM17 92V93H16ZM23 92V93H22ZM55 92H54V95H55ZM78 92V91H77ZM143 92V91H142ZM62 93L64 94V92L62 91ZM138 94V92H136ZM219 93V91H218ZM47 94L45 97H47ZM78 95V94H77ZM119 95V94H118ZM135 95V94H133ZM159 95V94H158ZM219 95V94H218ZM49 96V97H50ZM129 96H132L131 94ZM144 96V95H143ZM147 96V95H146ZM200 96V95H199ZM52 97V96H51ZM50 97V98H51ZM109 97V95H108ZM115 97V96H114ZM113 97V98H114ZM137 97V96H136ZM149 97V96H147ZM146 97V98H147ZM115 98H120V97H115ZM150 98V97H149ZM171 98V97H170ZM180 98V97H179ZM129 99V97H128ZM134 99V98H133ZM140 99V98H139ZM151 99V98H150ZM194 99V98H193ZM213 99V98H212ZM56 100V102L54 101ZM122 100V99H121ZM120 100V101H121ZM172 100V99H171ZM195 100V99H194ZM119 100H117V103H118ZM136 102H138L139 104V101L135 100ZM191 101V100H190ZM190 101H188L187 103H185V105L183 106L181 103H180V107L178 106V108L175 109V107L172 109H169V112H175L176 115H178L177 118H175L176 122H177V128L178 129H182V130H185V131H192V132H195V134H204V141L206 142L205 145L209 144V147H213V143L217 142L221 139L220 138V132H221V137L225 135L224 132L226 131L227 127H225L226 123H227V118H224L223 116L221 117H217V118H213V112H211V110H213V106L216 107V101H213V100H210V101H204V102H200L201 104L198 105H191L190 104H193V103H190ZM108 102H111L110 100ZM135 102V103H136ZM140 102H142V99L140 100ZM192 102H194L192 100ZM91 104V102H88ZM134 103V104H135ZM170 103V102H169ZM218 103H220V100L218 101ZM111 104V103H110ZM120 103H118L117 105H119ZM121 104H122V101H121ZM120 104V105H121ZM129 104V103H128ZM103 105V104H102ZM116 105V107H118ZM123 105V104H122ZM131 105V104H129ZM128 105V106H129ZM181 105L183 107H181ZM134 106V105H133ZM132 106V107H133ZM140 106V104H139ZM104 107V106H103ZM114 107H115V104H114ZM121 107V106H120ZM120 107H118L119 109H121ZM244 107V106H243ZM125 109V108H124ZM133 109V108H131ZM158 109V108H156ZM216 109V108H214ZM236 109L237 107L235 108V112H236ZM245 109V108H244ZM245 109V110H246ZM66 110V109H64ZM101 110V109H100ZM115 110V109H114ZM122 110V109H121ZM188 110V111H186ZM72 111V110H71ZM116 111V110H115ZM251 111V112H250ZM67 112V110L65 111ZM124 112V111H122ZM121 112V113H122ZM138 111H133V112H126V122H124L123 124H121L120 126H115L114 127L112 126V122H110L106 128L104 126V129L103 131L106 130V136H110L111 133H110V129L112 130V134H114L113 136L119 140L122 145H120L121 147H123V143H126V139L129 140V142L131 144H135L137 145L136 146V149L134 151H130V155L132 156V153H135L136 156H139L138 159H137V162L138 164H136L135 166H133V164H131L130 168L132 167L133 169V172H136V173H139L140 175H143L144 173H150V172H153V173H150V178H153V179H159L161 181L162 178H166L167 176L166 175H169L170 172H168L167 174H165L166 172H162V165L161 163H156L155 161L157 160H161V155L163 156V153L165 152V150L169 151V146H168V136L164 133V131L162 130L161 132V128H163V126H166V122H171L172 121V118L171 119H162L160 117H158V124L157 123H154L153 125L152 124H149L148 123V112H145L144 114H142L141 116H143V120L142 122H136L134 121V119L132 120L129 115H132L134 116L133 118H135V116L137 117L138 115L136 114ZM31 115H29V114ZM69 113V112H68ZM76 113V112H75ZM118 113V112H117ZM167 113V112H166ZM72 114V113H71ZM174 114V113H172ZM174 114V115H175ZM29 115V116H28ZM66 115V113H65ZM70 116V114H68ZM66 116L67 118L69 116ZM91 115V114H90ZM232 115V114H231ZM92 116V115H91ZM89 116V117H91ZM106 116V115H104ZM118 116V115H117ZM116 117V116H115ZM231 118V116H229ZM233 117V116H232ZM13 118V119H12ZM66 118V119H67ZM70 118V117H69ZM100 118V117H99ZM103 119V117H101ZM221 118V119H220ZM101 119V120H102ZM155 119V118H154ZM69 120V119H68ZM67 120V121H68ZM17 121V122H18ZM15 123V121H13ZM16 122V123H17ZM65 122V121H63ZM165 122V123H164ZM229 122V121H228ZM14 123L13 124V128H14ZM96 123V122H95ZM108 123V122H107ZM105 123V124H107ZM167 123V124H168ZM62 125V127L60 126ZM83 125V124H82ZM81 125V126H82ZM11 126H10V130H11ZM21 126V125H20ZM24 126V127H25ZM22 126V128H24ZM226 128V129H225ZM238 128V127H237ZM19 129V133L21 134V129ZM28 128H26V131L29 130ZM81 129V128H80ZM83 129V128H82ZM84 130V129H83ZM102 130V129H101ZM165 130V129H164ZM177 130V129H176ZM4 131V130H3ZM2 131V132H3ZM78 131V130H77ZM76 131V132H77ZM81 131V130H79ZM228 131V130H227ZM6 133V131H4ZM8 132V131H7ZM229 132V131H228ZM226 133V134H230V138H229V145H227V148H228V152H231L233 153V155H230L229 159H222L221 160V157H222V153L219 154V156H221L219 160H216V162H209V164H211V168L213 170H211L210 172H206L205 171L203 172V170L205 169L203 167V164H201L200 166H195V164H193L191 167H193V171L192 173L194 172V175L197 173L199 174L200 173V180L199 181H203L202 179H207V175L210 174V173H214V175L216 176V178L219 180V184L216 186L215 181L214 183L211 182V183H203L204 184V189L206 191H208V193L210 192H213V196H215L217 192L213 191L216 187L218 188V190L220 191V195L217 194L216 197L219 196L218 200H215L217 202L214 201V199H211V201L209 202V204L212 205H215L217 204V208L218 210L222 212L224 211H228V210H239L241 212V216L240 217H243L246 225L248 224H251L250 221H246L245 220V216L243 214V212L247 211L248 214H252L253 216L257 217L258 219V222H260L261 224H255L253 226V228L257 229L256 232L257 233H261L262 236H264V205L262 204V200H264V189L262 190V187L261 186H264V143H261L260 145L261 146H257L258 148L256 149L254 147L253 149V153L250 154V156H247L246 157L248 159H251L250 163L251 165L249 166V169H243V168H246L245 166H242V164H238V160L237 158L239 157H235L238 156L237 155V148L239 147L240 148V143H238V146L235 147V149L233 150L232 148L233 147V139H234V136H235V133ZM25 133V132H24ZM188 133V132H187ZM215 133V134H214ZM7 134V133H6ZM105 134V133H104ZM198 134V135H199ZM196 135V136H198ZM3 136H5L3 134ZM23 136V134H22ZM29 136V135H28ZM93 136V135H92ZM105 136V137H106ZM203 136V135H202ZM201 136V137H202ZM14 137V136H13ZM27 137V136H26ZM30 137L29 140H30ZM112 137V136H111ZM111 137L110 140L112 139ZM179 137V136H178ZM199 137V136H198ZM9 138V137H8ZM92 138V137H91ZM108 138V139H109ZM227 137H225V140H226ZM6 139V138H5ZM26 139V138H25ZM80 146L79 148L81 150H83V152H85L87 149H83V147L86 145H89L90 148H88L89 151H94L95 148H98V147H101L103 149V145H100L98 146V140L93 138L92 139H89V138H86L84 136H81L80 138ZM106 139V138H105ZM190 139V138H189ZM200 141L202 140V138H199ZM2 140V139H1ZM9 140V139H8ZM107 140V139H106ZM224 140V139H222ZM262 140V142H263ZM109 141V140H108ZM112 141H114V139H112ZM112 141L110 142V144H112ZM245 141V140H244ZM8 142V141H7ZM24 142V141H23ZM169 142V141H168ZM177 142V141H176ZM196 142V141H195ZM1 143V142H0ZM22 142H20L21 144ZM25 143V142H24ZM116 143V142H115ZM164 143V144H162ZM7 144V143H5ZM11 144V143H10ZM204 144V143H203ZM219 144V143H218ZM215 143V145H218ZM246 144V143H245ZM244 144V146H245ZM249 144V143H248ZM126 145V144H124ZM223 145V144H222ZM251 145V144H250ZM118 146V145H117ZM119 146V147H120ZM184 146V145H183ZM187 146V145H186ZM219 146V145H218ZM217 146V147H218ZM224 146V145H223ZM11 147V146H10ZM10 147L8 149H10ZM114 147V145H113ZM125 147V150L123 149V152L125 151L126 152V149L128 148V146H124ZM127 147V148H126ZM145 147V148H144ZM216 147V148H217ZM222 146H220L221 148ZM225 147V146H224ZM249 147V145H248ZM251 147V146H250ZM7 149V145L5 147ZM13 148V147H12ZM86 148V147H85ZM115 148V147H114ZM144 148V149H142ZM174 148V147H173ZM172 148V149H173ZM184 148H186L184 146ZM188 148V147H187ZM186 148V149H187ZM219 148V150H220ZM242 148V146H241ZM252 148V147H251ZM7 149V150H8ZM13 149H16V148H13ZM12 149V150H13ZM78 149V148H76ZM75 149V150H76ZM79 149V151H80ZM117 149V147H116ZM131 149V148H130ZM218 149V148H217ZM20 150V149H19ZM133 150V149H131ZM143 150V151H142ZM190 150V148H189ZM223 149H221L222 151ZM239 150V149H238ZM249 150V149H248ZM16 151V150H15ZM17 151H18V148H17ZM79 151H75V153L79 152ZM104 151H106L104 149ZM104 151H101V152H104ZM166 151V152H167ZM188 151V150H187ZM21 152V151H19ZM81 152V151H80ZM122 152V153H123ZM191 152V151H190ZM204 152L205 150H203L202 155H197L196 158L194 156V159L192 160L193 162H195L197 159H199L201 156L204 155ZM25 153V152H24ZM95 153V152H94ZM93 153V154H94ZM100 153V152H99ZM106 153V152H105ZM109 153V152H108ZM168 154H170L169 152H167ZM167 153H164V154H167ZM21 154V153H20ZM27 154H30V152H27ZM92 152L90 153V156H91ZM128 154V153H127ZM181 154V153H180ZM12 155V154H11ZM109 155V154H107ZM172 155V154H171ZM177 156L178 154H175L174 153V156ZM186 155V154H185ZM184 155V156H185ZM189 155V154H188ZM187 155V156H188ZM28 156V155H27ZM83 156V155H82ZM169 156V155H168ZM179 156V155H178ZM244 156V155H243ZM15 158V153H14V156H12V158ZM20 158V156H17ZM16 159H19L17 158ZM180 157V156H179ZM205 157V156H204ZM217 157V156H216ZM236 159H235V158ZM241 157V156H240ZM9 160L7 161H10V157H7ZM6 158V159H7ZM26 156L23 158L25 159ZM91 158V157H90ZM109 158V156H108ZM202 158V157H201ZM247 158H242L241 161H243L242 163H246L245 160H247ZM5 158L2 159V160H6ZM105 159V158H104ZM167 159V157H166ZM186 159V158H185ZM13 160V159H12ZM20 160V159H19ZM127 160V159H126ZM129 160V158H128ZM127 160V162H128ZM135 159H133V162H134ZM163 160V159H162ZM161 160V161H162ZM202 160V159H201ZM237 161V162H234V161ZM4 162V163H8V162ZM15 162L17 160H14ZM78 157L75 159L74 161V165L77 164L78 162ZM84 161V160H83ZM101 161V160H100ZM113 161V160H112ZM198 161V160H197ZM200 161V159H199ZM198 161V163H199ZM82 163V161H80ZM79 162V163H80ZM85 162V161H84ZM168 162V161H167ZM183 161L181 160V163ZM78 163V164H79ZM80 163V164H81ZM122 163V162H121ZM130 163H132V159L130 161ZM233 163H237L238 165L236 166L235 169H232V166H230L229 164H233ZM47 164V165H46ZM94 166H92V168H88V171L90 169H92L90 172V176L95 178L98 182H103V180L106 178L107 175H110V170L106 167H104V165L99 162L98 160L93 162ZM107 164V163H106ZM128 164V163H127ZM207 164V163H206ZM73 165V167H74ZM110 165V164H109ZM123 165V164H122ZM125 165V163H124ZM123 165V166H124ZM234 165V164H233ZM236 165V164H235ZM78 166V165H77ZM76 166V168L78 169V167ZM81 166V165H80ZM108 166V165H107ZM129 166V165H128ZM13 167V166H12ZM177 167V166H176ZM23 168V170H21ZM116 168V167H115ZM113 168L114 170V175L115 173H119L118 171H115L116 169ZM129 168V167H128ZM180 168V167H179ZM13 169V168H12ZM79 169H84V171L86 172L87 169L85 168H82V167H79ZM78 169V170H79ZM166 169V168H165ZM172 169V168H170ZM77 170V171H78ZM112 170V169H111ZM113 170L111 171L113 173ZM129 170V169H128ZM127 170V171H128ZM178 170V169H177ZM11 171V170H10ZM84 171H82L84 173ZM132 171V170H131ZM139 171V172H138ZM169 171V170H168ZM171 171H174L171 170ZM209 171V170H208ZM9 172V171H8ZM79 172V171H78ZM132 172V174H134ZM202 172V173H201ZM244 174H243V173ZM15 173V171L13 172ZM21 173V174H22ZM111 173V175H112ZM116 173V174H117ZM234 173V179L231 178V174ZM12 173H10L11 175ZM85 174V173H84ZM83 174V176H84ZM87 174V173H86ZM138 174V175H139ZM163 174V175H162ZM178 174V173H177ZM204 174V175H202ZM254 174H258V176H255ZM7 175H9L7 173ZM9 175V176H10ZM79 175V174H78ZM110 175V176H111ZM118 175V174H117ZM115 175V176H117ZM202 175V176H201ZM213 175V176H214ZM3 167L2 165L0 164V183L1 182H4L2 181V178H3ZM14 176L15 175H11ZM20 176V175H19ZM40 176V175H39ZM87 176V175H86ZM214 176V177H215ZM17 178V176H15ZM45 177V176H44ZM76 177V176H75ZM79 177V176H78ZM77 177V178H78ZM133 177H135V179L137 180V174L136 176L133 175ZM142 177V176H141ZM170 177H173L170 175ZM178 177V176H177ZM192 177V176H191ZM11 178V177H10ZM15 178V179H16ZM43 178V177H42ZM48 178V177H47ZM85 178V177H84ZM118 178V177H117ZM181 178V177H180ZM232 179L233 182H227V179ZM247 178H252L251 182L248 181V183H246V180ZM6 179V178H5ZM25 179V178H24ZM31 179H29L30 181V184H31ZM39 179H41L39 177ZM89 179V178H88ZM94 179V182L96 183L97 181H95ZM17 180V179H16ZM14 181L12 180L14 183L17 182V181ZM38 180V179H37ZM57 178L56 177H53V178H50L49 180H42L40 181L39 183H33V184H36L37 186H41L42 188L41 189H46L48 186L55 184L57 185L58 182H57ZM79 180V178H78ZM82 180V178H81ZM141 180V178H140ZM209 181V179H207ZM211 180V179H210ZM26 181V179H25ZM90 181V180H89ZM163 181V180H162ZM174 181V180H173ZM27 182V181H26ZM57 182V183H56ZM81 182V181H80ZM150 181H148V184H149ZM169 182V181H168ZM172 182V181H170ZM169 182V184H170ZM206 182V181H205ZM210 182V181H209ZM217 182V181H216ZM137 183V182H136ZM138 183H141V182H138ZM174 183V182H173ZM175 183L176 180H175ZM5 184V183H3ZM12 184V183H11ZM17 184V183H15ZM29 184V185H30ZM152 184V183H151ZM165 184V183H164ZM194 184V183H193ZM263 184V185H262ZM10 185V183H9ZM8 185V182H7V186ZM18 185V184H17ZM28 184L26 185L27 187L29 186ZM35 185V186H36ZM133 185V184H132ZM159 185V184H158ZM189 185V184H188ZM2 186V185H1ZM0 188L4 189L5 190V187H7L6 185L4 187H1ZM31 186V185H30ZM170 186V185H169ZM26 187V188H27ZM134 187V186H133ZM188 187V186H187ZM8 188V187H7ZM6 188V189H7ZM30 188V187H28ZM138 188V187H137ZM201 187H199L200 189ZM2 189V190H3ZM32 189V188H30ZM29 189V190H30ZM34 189H32V191L34 192ZM69 189V188H68ZM82 189V188H81ZM98 189V188H97ZM95 190L94 192H97L98 190ZM155 189V187H154ZM203 189V188H202ZM250 189H254L253 191L255 192L252 197L247 194L245 197H244V192H246L245 190H249ZM70 190V189H69ZM101 190V189H100ZM170 190V189H169ZM195 190V189H194ZM203 190V191H205ZM19 191V190H18ZM32 191H30L32 193ZM68 191V190H67ZM156 191V190H155ZM154 191V192H155ZM184 191V190H183ZM198 191V190H197ZM201 191V190H200ZM248 191V192H249ZM4 192V191H2ZM41 192V191H40ZM112 192V191H111ZM153 192V193H154ZM163 192V191H161ZM166 192V191H164ZM215 192V193H214ZM17 193V192H16ZM28 194V191L25 192ZM66 193V192H65ZM80 193V192H79ZM93 193V192H92ZM157 193V191H156ZM159 193V192H158ZM209 193V195H211ZM259 193V194H258ZM89 194V193H88ZM98 192L97 193H94V196H98ZM133 194V192H132ZM169 194V193H168ZM207 194V192H205V195ZM215 194V195H214ZM4 195V194H3ZM80 195V194H79ZM82 195V194H81ZM93 195V194H91ZM164 195V194H163ZM163 195H161L163 197ZM210 196V197H213V196ZM249 195V196H248ZM64 196L66 195H63V198ZM87 196V194H85L83 197ZM94 196L92 198H94ZM154 195H152L153 197ZM156 196V195H155ZM154 196V197H155ZM166 196H169V195H166ZM207 196V199H208V194L206 195ZM69 197V195L67 196ZM79 197V196H77ZM76 197V198H77ZM134 197V196H133ZM132 197V198H133ZM145 197V196H144ZM151 197V196H150ZM157 197H160L159 195L156 196ZM209 197V199H210ZM247 197H250V200L247 199ZM56 198V197H55ZM54 198V200H55ZM86 198H89L88 196ZM181 198V197H180ZM198 199V197H196ZM153 199V198H152ZM183 199V198H181ZM208 199V200H209ZM52 200V201H54ZM77 199H75L74 201L76 202ZM92 200V199H91ZM118 200V199H117ZM135 200V199H134ZM147 200H150L149 197ZM155 200V198L153 199ZM159 200V199H158ZM161 200V199H160ZM63 202V200H60ZM60 201H57V203H62ZM112 201V200H110ZM116 201V200H115ZM119 201V200H118ZM185 201V200H183ZM182 201V202H183ZM200 201V200H199ZM10 203L8 205V203ZM51 202V200H50ZM49 202V203H50ZM73 202V201H72ZM93 202H95V200H93ZM105 202V201H104ZM109 202L108 200L106 201V203ZM117 202V201H116ZM196 201L194 200V203ZM54 202H52L53 204ZM113 203V202H112ZM129 203V202H128ZM132 203V202H131ZM193 201H192V204H194ZM264 203V201H263ZM56 204V203H55ZM74 204V202H73ZM78 202H76L75 205H77ZM153 204V203H152ZM196 204V203H195ZM54 205V204H53ZM72 205V204H71ZM85 205V204H84ZM113 205V204H112ZM110 205L112 208L115 207V209L118 207L116 206V203L114 204V206ZM200 205V203H199ZM198 205V206H199ZM45 206L44 205V209H45ZM79 206V204H78ZM88 206V205H87ZM136 206V205H134ZM133 206V207H134ZM181 206V205H180ZM196 206V205H195ZM206 206V205H205ZM129 207V206H128ZM192 207V206H191ZM194 207V206H193ZM209 207V206H207ZM87 208V207H86ZM220 208V209H219ZM39 209V208H37ZM48 209H51V208H48ZM85 209V208H84ZM92 210H94V208H91ZM90 209V206L88 207V211H91L92 210ZM121 209V208H120ZM131 209V208H130ZM175 209V208H174ZM194 208H192L193 210ZM77 210V209H76ZM117 211H119V209H116ZM123 210V209H122ZM176 210V209H175ZM174 210V211H175ZM183 210V209H182ZM186 210V209H185ZM197 210V207L196 209ZM206 210V208H205ZM29 211V210H28ZM46 211H51V210H46ZM45 211V212H46ZM78 211V210H77ZM115 211V210H114ZM117 212V211H115ZM127 210L123 211L124 213H126ZM199 211V210H198ZM42 212V211H41ZM44 212V213H45ZM49 212H46L45 217L44 216V213H42L41 215L39 213H36L35 217L37 218V221L39 223H36L35 226V233L33 235H30V236H25L29 231H31L33 229V226L30 225V224H27L25 225L24 227H20L21 226V210L19 208V197H13V196H4L2 198H0V231H3L5 232V234L8 235V237H11V236H15V233H21V237L24 239V240H37V238L40 237V233L41 232H46L47 228H51L49 231H50V236H61V233L64 232V229L61 228V221H60V218L57 216V215H53V214H48ZM90 212V213H91ZM121 212V211H119ZM128 212V211H127ZM148 212V211H147ZM30 213V212H29ZM28 212L26 213V215L29 214ZM100 214V212H98ZM170 213V212H169ZM181 213V212H180ZM186 212H183L181 214H185ZM189 213V212H188ZM246 213V212H245ZM129 215L130 213H126V215ZM175 214H177L175 212ZM187 214V213H186ZM255 214V215H254ZM43 215V216H42ZM114 215V214H113ZM125 215V214H124ZM123 215V216H124ZM125 215V216H126ZM149 215V214H148ZM198 215V214H197ZM110 216V215H109ZM178 216V214H177ZM228 216V215H227ZM230 216V215H229ZM130 217V216H129ZM127 217V218H129ZM166 217V216H165ZM97 219V217H95ZM95 218H91L90 215H85V216H81L79 218V223L80 226L84 227L83 226V223L81 221H83L84 219L85 220H88L90 223L92 222V219L95 220ZM111 218V216L109 217ZM126 217H124L125 219ZM126 218V220H128ZM132 218V217H131ZM135 218V217H133ZM151 218V217H150ZM167 218V217H166ZM175 218V217H174ZM182 218V217H181ZM187 218V217H186ZM234 218L233 216L231 217V219ZM123 219V218H122ZM121 219V220H122ZM130 219V218H129ZM171 219V218H170ZM179 219V218H178ZM230 219V218H229ZM239 219V218H238ZM78 220V219H76ZM84 220V222H85ZM126 220H123L122 224L125 228L126 226ZM132 221H134L133 219H131ZM138 221V219H135V221ZM183 220V219H182ZM188 220V218H187ZM224 220V219H222ZM221 220V221H222ZM234 220V219H232ZM110 220H108L109 222ZM164 221V220H163ZM207 221V220H206ZM98 222L99 219H98ZM184 222V221H183ZM186 222V221H185ZM217 222V220L215 221ZM230 221H228L229 223ZM232 222H235L232 221ZM86 223V222H85ZM138 223V222H137ZM156 223V222H155ZM166 223V222H165ZM180 224V222H178ZM208 223V222H207ZM219 223V222H218ZM217 223V225L219 226V224ZM226 223V222H225ZM236 223V222H235ZM111 224V223H110ZM114 224V223H113ZM111 225L114 227V225ZM209 224V223H208ZM211 224V223H210ZM213 224V223H212ZM216 224V223H215ZM108 225V224H107ZM133 225V224H131ZM157 225V223H156ZM178 225V224H177ZM176 225V226H177ZM214 225V224H213ZM221 225V224H220ZM230 225V224H229ZM245 225V226H246ZM263 225V226H262ZM7 226V227H6ZM79 226V227H80ZM103 227H105L104 225H102ZM130 227V225H128ZM179 226V225H178ZM217 226V227H218ZM250 227V225H248ZM67 227V226H65ZM108 227V226H107ZM114 229L116 227H114ZM128 227V229H129ZM149 227V226H148ZM153 227V226H152ZM68 228V227H67ZM70 230H71V227H69ZM132 228V226H131ZM177 228V227H176ZM252 228V227H251ZM252 228V229H253ZM83 229V228H82ZM91 229V228H90ZM94 229H95V226H94ZM99 229V228H98ZM109 229V228H107ZM120 229V228H119ZM118 229V231H119ZM147 229V228H146ZM148 229H151V225ZM153 229L152 228V231L150 232H153ZM69 230V231H70ZM48 231V230H47ZM67 231V230H66ZM74 231V230H73ZM79 231V230H78ZM84 231V230H83ZM108 231V230H107ZM118 231H114L116 234L118 233ZM144 231V230H143ZM178 231V230H177ZM236 231V230H234ZM241 231V230H240ZM72 232V230L70 231V233ZM94 232V231H93ZM99 232V231H98ZM155 232V231H154ZM153 232V233H154ZM158 232V231H157ZM253 232V231H252ZM69 233L70 236H73ZM111 235L112 234H115V233H112L110 231ZM145 231H144V235H145ZM148 233V232H147ZM1 234V233H0ZM72 234H74L72 232ZM88 234V233H87ZM119 235L122 234V232L118 233ZM228 235V233H226ZM231 234V233H230ZM243 234V233H242ZM248 234V233H247ZM66 235V234H65ZM77 237V234H74V237L73 239ZM144 235L142 237H144ZM201 235V234H199ZM198 235V236H199ZM246 235V234H245ZM253 235V233H252ZM90 236V235H89ZM108 236V235H107ZM114 236V235H113ZM122 236V235H121ZM124 236V234H123ZM128 236V235H127ZM146 236V235H145ZM150 236V235H148ZM147 236V237H148ZM189 236V235H188ZM197 236V237H198ZM225 236V235H224ZM66 237V236H65ZM126 237V235H125ZM141 237V239H143ZM233 237V236H232ZM235 237V236H234ZM239 237V236H238ZM241 237V236H240ZM244 237V236H242ZM246 237V236H245ZM244 237V238H245ZM1 238V236H0ZM80 238V236H79ZM90 238V237H89ZM101 238V236H100ZM111 238L112 240V237H109ZM108 238V239H109ZM115 238V236L113 237ZM189 238V237H188ZM260 238V237H259ZM67 239V237H66ZM106 239V238H104ZM103 239V240H104ZM147 239L146 237L144 238L143 242L144 241H149V240H145ZM149 239V237H148ZM151 239V237H150ZM221 239V238H220ZM236 239H239V238H236ZM251 239V238H250ZM248 239V240H250ZM261 239V238H260ZM260 239H257L259 243H261L259 240ZM264 239V238H263ZM90 240V239H89ZM114 240V239H113ZM255 240V241H257ZM14 241V240H13ZM46 241V240H45ZM107 241V239H106ZM188 241V239H187ZM219 241V240H218ZM253 241V243L255 242ZM108 242V241H107ZM143 242H141L143 244ZM222 242V241H220ZM219 242V243H220ZM71 243V242H70ZM98 243H102V242H98ZM150 243V241H149ZM148 243V244H149ZM188 243V242H187ZM236 243V242H235ZM248 243H252V240L248 241ZM252 243V246L254 245ZM15 244V243H14ZM72 244V243H71ZM99 244V245H100ZM146 244V246L148 245ZM223 244V243H222ZM238 244V243H237ZM249 244V245H250ZM9 245V244H8ZM111 245V244H110ZM236 245V244H235ZM257 245V244H256ZM101 246V245H100ZM99 246V247H100ZM141 246V245H140ZM223 246V245H222ZM225 246V245H224ZM234 246V245H232ZM241 246V245H240ZM239 246V247H240ZM246 246V245H245ZM244 246V247H245ZM262 246V245H261ZM260 246V248H261ZM65 247V246H64ZM102 247V246H101ZM111 247V246H110ZM139 247V246H138ZM138 247H136L137 249H139ZM142 247V246H141ZM145 247V246H143ZM148 247V246H147ZM147 247L144 248L143 252L146 251ZM263 247V246H262ZM2 248V247H1ZM135 248V247H134ZM133 248V249H134ZM250 248V247H249ZM248 248V249H249ZM4 249H7L4 247ZM142 249V248H141ZM168 249V248H167ZM244 249V248H242ZM253 249V248H252ZM255 249V248H254ZM253 249V251H254ZM259 249V248H258ZM20 251V255L21 256H29V251L26 252L25 250V247H21L18 249ZM97 250V249H96ZM99 250V249H98ZM97 250V251H98ZM103 250V249H102ZM101 250V251H102ZM135 250V251H134ZM132 250V252H134V254H131V255H135V252L138 254V251L136 249ZM228 250V249H227ZM240 250V249H239ZM251 250V249H250ZM256 250V249H255ZM261 250H263V253H264V249L262 248ZM260 250V251H261ZM140 251V250H139ZM179 251V250H178ZM104 252V250L102 251ZM101 252V253H102ZM127 252V251H126ZM129 252V250H128ZM142 253V250L140 251ZM259 252V251H258ZM1 253V252H0ZM241 253V252H240ZM243 253V251H242ZM2 254V253H1ZM98 255L100 253H97ZM128 254V253H125V255ZM253 254V252H252ZM260 254V252H259ZM103 255V254H101ZM175 255V254H174ZM173 255V256H174ZM198 255V254H197ZM222 255V254H221ZM240 255V254H239ZM238 255V256H239ZM72 256V255H71ZM136 256V255H135ZM138 256V255H137ZM134 257L135 259L137 258ZM160 256V255H159ZM195 256V255H194ZM248 256V255H247ZM246 256V257H247ZM103 257V256H102ZM123 257V256H122ZM122 257H120V260L122 259ZM126 257V256H125ZM197 257V256H196ZM245 257V258H246ZM124 258V257H123ZM166 258V257H165ZM240 258V257H239ZM125 259V258H124ZM133 259V258H132ZM235 259V258H234ZM248 259V257H247ZM119 260V258H118ZM130 260V259H128ZM137 260V259H136ZM136 260H131L132 262L136 261ZM244 260V259H243ZM246 260V259H245ZM130 261V262H131ZM148 261V260H147ZM150 261V260H149ZM235 260H233L234 262ZM101 261H99L100 263ZM128 262V261H127ZM236 262V261H235ZM234 262V263H235ZM25 264H40V263H32V262H27L25 261L24 262ZM129 263V262H128ZM151 263V262H150ZM153 264V262H152ZM233 264V263H232Z\"/></svg>","mask_w":264,"mask_h":264}]
</instances>
